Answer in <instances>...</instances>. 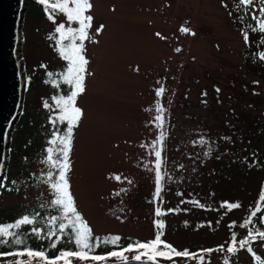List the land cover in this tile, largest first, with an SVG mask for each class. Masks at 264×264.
<instances>
[{
    "label": "rangeland",
    "instance_id": "1",
    "mask_svg": "<svg viewBox=\"0 0 264 264\" xmlns=\"http://www.w3.org/2000/svg\"><path fill=\"white\" fill-rule=\"evenodd\" d=\"M90 2L93 7L89 14L94 19L90 39L84 41V55L89 63L85 91L76 101L83 115L72 137L68 173L78 211L95 235L112 232L153 239L157 231L155 221L159 219L165 224L162 239L177 249L203 255V264H253L245 248L232 254L227 247L231 242V220H238L253 200L256 181L260 179L252 168L243 175L249 166L244 141L248 135L247 121L264 119V81L257 80L252 86L253 78L245 73L241 57L245 40L235 27L231 2ZM252 10L248 9L249 17ZM60 23L79 27L78 22L67 21L63 14L39 22L23 18L20 55L26 74L34 80L42 77L47 66L63 62L50 46ZM100 25L103 30L97 32ZM181 27L190 28L195 35L182 32ZM240 81L249 85L247 91H243ZM34 85L28 92L25 85V104L11 135L13 142L18 139L17 131L22 133L28 117L33 118L29 110L49 112L55 108L48 86L40 79ZM161 86L165 92L157 96L156 90ZM235 90L242 91L241 95L237 96ZM254 91L259 96L258 108L248 103ZM158 106L164 109L162 128L155 120ZM161 131L165 132L160 145L164 179L161 198L157 200L152 145ZM202 137L206 143L199 142ZM21 153L19 150L16 157L9 155V187H1L0 209H21L47 200V183L30 185L24 191L12 188L15 160ZM40 168L35 163L28 170L35 174ZM223 171L233 179L223 177L216 181ZM234 198L241 200L240 208L221 207L220 199ZM193 200L205 207L191 203ZM157 207L165 215L157 216ZM233 232L237 240H243L239 225ZM253 244L264 260V240ZM220 245H224L223 251L202 252ZM197 258L174 257L173 261L196 264ZM87 263L92 261L83 262ZM73 264L81 262L75 260Z\"/></svg>",
    "mask_w": 264,
    "mask_h": 264
},
{
    "label": "snow or ice",
    "instance_id": "2",
    "mask_svg": "<svg viewBox=\"0 0 264 264\" xmlns=\"http://www.w3.org/2000/svg\"><path fill=\"white\" fill-rule=\"evenodd\" d=\"M39 3L45 5V10L48 12L49 18H53L55 13L66 14L67 21L78 22L79 27H66L64 23H60L55 31L60 34V53L63 59L68 61L66 72H64V81L72 86L70 95L61 96L57 98L56 103L61 109L59 114L60 121L67 122V131L63 136H57L51 141L53 145H57L54 149L49 147L47 149L46 160L51 166L57 169V172L49 170L47 172V179L45 183H49L51 190L54 194V199L51 201V206L56 208L60 215L50 216L46 223L48 225L47 231L42 227L34 226L37 224V215H23L14 223H0V247L8 246L11 250L0 251V264H33V261H39L40 264H73V261L83 262H96V264H107L110 260L119 262V264H129L131 261L140 262V264H160V260L173 261L174 257H192L197 258L203 264L204 256L192 253L187 249L178 250L171 243L164 239L163 229L165 227L163 220H156L155 225L157 231L153 239L146 242L135 241L127 244V246H120L119 242L121 237L119 235H109L105 237L94 236L92 228L89 226L87 220L78 211L75 198L71 192V186L68 179V173L71 169V162L69 159L72 150V134L73 129L76 127L83 115V111L76 105L77 97L85 91V75L87 73V65L89 63L86 59L84 41L90 39L89 29L92 27L93 16L90 13L93 5L90 0H39ZM227 7V5H225ZM236 7L242 8L246 15L248 9L252 8L251 19L256 22L255 27L249 25L252 31L264 33V0H237ZM231 15V13H229ZM103 25L96 29L97 32L103 30ZM184 33L195 35L188 27H181ZM157 35H160L157 33ZM245 42L249 40V32H243ZM70 39L71 43L64 44L63 41ZM79 41V43H77ZM180 51V49H177ZM260 59L264 60V52L260 53ZM51 75V73L49 74ZM219 92V89H217ZM165 88L163 86L156 90L157 96L163 95ZM206 95V93H205ZM45 107H49L45 103ZM159 113L155 120L159 122L162 128L164 125V109L162 106L157 107ZM165 138V132L161 131L160 137L157 141L153 142L155 160V175H156V188L155 199L161 198L162 184L161 181L164 176L161 174L162 160V144ZM206 143L203 137L199 141ZM211 149L209 148V152ZM58 152V158H54L53 153ZM208 153H205L207 155ZM183 167V165H181ZM55 177V179H53ZM120 179L119 176L116 177ZM15 183V181H13ZM131 183V181H129ZM3 185L0 184V187ZM191 203L203 208L205 205L201 204L199 200H193ZM221 207L228 210L237 209L241 207L239 202L230 203L223 202ZM180 209H168L169 212L179 211ZM157 216H163L165 213L160 207L156 210ZM264 212V191L259 196V202L251 211L249 217L244 221L243 227H247L253 223V217L258 213ZM264 222V215L260 216ZM31 227V233L38 239H47L51 241L48 249H56L57 245L67 239L68 246L61 248L57 254L49 256L48 249L40 248L39 250L31 247L27 243V236L23 232L14 230L21 229L22 226ZM54 238V239H53ZM264 240V230L250 229L248 238L237 240L236 233H232L230 246L227 247V252L235 254L240 249L247 247L249 252L256 256L251 246L252 241ZM102 245H112L114 249L104 254H97L96 249ZM223 251L224 245H220L218 249H202V252L212 253L214 251ZM127 253H134L131 257ZM12 257L14 259H6ZM259 264H264L261 257L256 256ZM174 264V261H173Z\"/></svg>",
    "mask_w": 264,
    "mask_h": 264
},
{
    "label": "trees",
    "instance_id": "3",
    "mask_svg": "<svg viewBox=\"0 0 264 264\" xmlns=\"http://www.w3.org/2000/svg\"><path fill=\"white\" fill-rule=\"evenodd\" d=\"M231 2V9L234 13V24L237 30L240 31V33L243 36L244 31L249 32V40L248 42H245V47L241 53L242 57V63L245 69V73L249 74L253 80L250 81V83L253 85L257 84L255 81L262 80L264 81V60L260 59V53L264 52V33H260L258 31H252L249 29V25H252L255 27L256 22L249 17V15H246L244 10L242 8L238 9L236 7L237 0H229ZM46 6L39 3V0H28L27 8L24 17L30 18L35 22H39L44 18L50 19L48 12L45 10ZM57 14H63L57 11L55 15ZM66 17V14H63ZM55 17V16H54ZM54 17L50 20H54ZM67 18V17H66ZM64 44L71 43L70 39H67L63 41ZM79 43V41H77ZM51 48L62 58L63 62L61 65H49L47 68L43 70L42 77L39 78L42 84H46L48 86L49 92L54 97L55 101V108L52 111L49 112H43L39 111L37 108H32L29 110V113H33V118L29 120V117L27 119L26 125L24 129L22 130V133L18 130L17 136L18 139H15L14 142L11 140V145L9 148V154L11 157H14L17 155L19 150L22 151V153L19 155L18 160H15V167L16 171L14 172V177H12V188L14 190H20L24 191L28 188V186L32 187H38L42 183H45L44 181L47 179V172L49 170H52L53 172H57L58 170L53 168L49 162H47L46 157L48 155L47 149L49 147L56 148L57 145H53L51 141L55 139L58 135L63 136L67 131V122L60 121L59 114L61 109L56 103L57 98L61 96H67L70 95L72 86L68 85L64 79H63V73L66 72L68 61L63 59V56L60 53V34L55 33L53 35L51 41H50ZM51 73V75H49ZM39 79L34 80L31 76H28L26 74L25 78V85H26V91L28 92L31 90L32 85L35 84V82H39ZM240 86H242L243 91H247L249 85L247 83H244L240 81ZM35 86V85H34ZM33 89V88H32ZM242 91L235 90V94L237 96H240ZM246 93V92H244ZM249 93L250 90H249ZM255 99H257L255 101ZM259 99L258 94L254 91L253 97L249 98V104L253 108H258L260 105L256 104ZM260 101V100H259ZM25 102V101H24ZM23 103V107H24ZM30 115V114H29ZM41 124V125H40ZM41 126V127H40ZM227 126V125H226ZM16 130V129H15ZM75 127L73 129L74 134ZM18 133H21V136L18 135ZM247 137L244 141L246 147H247V166L245 170H243V175L248 174V171L253 169L256 174L260 176V179L256 181L257 185V191L255 193V196L252 201L248 202L247 205L243 209V213L239 217L238 220H231V228H230V235L232 239V233L234 228L239 225L242 229V239L248 238V232L250 229H259L264 230V222L261 221L260 216L264 215V212L258 213L256 217H253V223L249 224L247 227H243L244 221L249 217L251 211L255 208L257 203L259 202V196L262 191H264V119L258 120L254 118L252 121H247ZM72 134V137H73ZM13 142V143H12ZM19 145L20 149L17 147ZM54 158H58L59 153L54 152L53 153ZM16 157V156H15ZM14 162V161H13ZM40 164L41 168L39 169L38 173L33 174L28 170V167L33 164ZM9 174L6 172V175L4 177L3 182V189H5V186H8L6 181L9 179ZM225 177L228 180H232V175L227 174L225 171L222 173L220 172L217 175L216 181L219 180V178ZM55 179V177L53 178ZM246 177L244 178V180ZM15 181V183H13ZM49 193L47 196V200H39L36 202H33L30 206L21 208V209H15L13 207H7L0 209V223H14L17 219L21 218L23 215H37V224L34 226L42 227L47 231L48 225L46 223L47 219L52 215H60V212L51 206V201L54 199L53 191L51 190V186L49 183ZM9 187V186H8ZM11 187V186H10ZM230 202L235 203L239 202L241 204V200L238 198H234L231 200H221L220 199V205H222L223 202ZM221 210L219 208L218 210V216H221ZM31 227L33 226H22L21 229L14 230L18 232H23L27 236V243L31 247L39 250L40 248L48 249V245L51 243V241L47 239H38L31 233ZM109 235H119L121 237V240L119 242L120 246H127L129 243H133L135 241H141L146 242L151 239H139L136 237H133L131 235H121L117 233L112 232H105L100 235L99 237H105ZM54 239V238H53ZM255 242L252 241L251 244ZM68 246L67 239L65 241H62L60 244L57 245L56 249H48L49 256H53L58 253V251L61 248H65ZM253 248V251L255 252V244L251 245ZM114 249V246L112 245H102L100 248L96 249L97 254H104L108 251H111ZM186 249V248H184ZM184 249H178V250H184ZM11 250L8 246H2L0 247V251H8ZM188 250V249H187ZM247 250V247L245 248ZM248 251V250H247ZM249 252V251H248ZM252 256L253 264H259V262L256 259V256L261 257V260H263V255H261L258 252H255L256 256L252 254V252H249ZM6 259H14L12 257H8ZM75 261V260H74ZM168 261V260H167ZM197 262H201L198 258L196 260ZM36 264H40L39 261H36ZM87 264H96V262L87 263ZM107 264H119V262L116 261H109ZM129 264H140V262L131 261ZM160 264H173V262L168 261L167 263L165 261L160 260Z\"/></svg>",
    "mask_w": 264,
    "mask_h": 264
},
{
    "label": "water",
    "instance_id": "4",
    "mask_svg": "<svg viewBox=\"0 0 264 264\" xmlns=\"http://www.w3.org/2000/svg\"><path fill=\"white\" fill-rule=\"evenodd\" d=\"M27 3L0 0V184L7 172L11 135L23 108L26 72L20 45Z\"/></svg>",
    "mask_w": 264,
    "mask_h": 264
},
{
    "label": "bare ground",
    "instance_id": "5",
    "mask_svg": "<svg viewBox=\"0 0 264 264\" xmlns=\"http://www.w3.org/2000/svg\"><path fill=\"white\" fill-rule=\"evenodd\" d=\"M6 175V174H5Z\"/></svg>",
    "mask_w": 264,
    "mask_h": 264
}]
</instances>
